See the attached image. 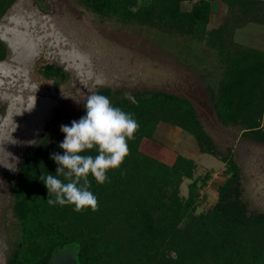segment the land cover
Wrapping results in <instances>:
<instances>
[{"label":"trees","instance_id":"obj_1","mask_svg":"<svg viewBox=\"0 0 264 264\" xmlns=\"http://www.w3.org/2000/svg\"><path fill=\"white\" fill-rule=\"evenodd\" d=\"M80 1L102 17L185 35L189 40L186 44L204 40L216 54L220 71L217 81L209 86L219 121L264 143V50L232 38L235 28L256 20L259 10L255 0H222L229 14L210 28L209 0H188L185 10L180 8L182 0ZM13 2L0 0V16ZM235 4L240 6L239 18L230 15ZM249 10L253 11L250 15L246 13ZM260 21L264 23V18ZM6 56L7 47L0 40V60ZM40 69L45 78L65 77L52 64ZM93 93L107 96L114 107L131 113L138 122L134 139L127 141L129 154L118 168L107 171L105 183L97 184L89 175V191L97 198L98 210L87 208L78 213L74 205H50L47 188L40 180L41 175L56 174L58 165L50 156L63 154L59 143L65 134L44 135L31 144L22 153L11 184L12 226L17 228V237L4 264H50L54 252L67 245L73 251L74 264H264V213L248 210L242 199L240 168L232 152L216 148L193 105L164 91L130 93L136 104L111 87ZM85 114L83 105L80 118ZM160 122L191 135L199 153L222 163L225 178L216 186V199L206 210L194 213L198 186L205 184L209 172L190 180L185 197H180L178 185L182 178L192 177V160L177 154L167 165L139 150L140 140H152ZM82 154L98 153L94 149ZM58 178L67 182L62 176Z\"/></svg>","mask_w":264,"mask_h":264},{"label":"rangeland","instance_id":"obj_2","mask_svg":"<svg viewBox=\"0 0 264 264\" xmlns=\"http://www.w3.org/2000/svg\"><path fill=\"white\" fill-rule=\"evenodd\" d=\"M209 2L207 28L229 14L222 0ZM254 2L259 10L256 20L235 28L232 38L264 50V23L260 21L264 0ZM189 5L188 0L180 2L183 10ZM232 10L230 15L239 18L240 6L235 4ZM3 35L8 40L2 39ZM13 36L15 48L10 45ZM0 40L7 47V56L0 60V264L17 237V228L12 226L11 184L22 153L44 135L62 134L61 125L78 121L87 97L102 87L118 89L122 95L164 91L187 99L216 148L232 152L248 210L264 213V143L219 121L209 86L217 81L220 71L216 54L204 40L186 44L189 40L180 33L102 17L80 0H14L0 16ZM44 64L58 66L65 77H43L40 68ZM261 125L264 128V109ZM142 141L139 150L158 163L169 165L177 154L192 160V177L182 178L178 185L180 197H185L190 180L209 172L205 184L198 186L194 213L214 203L216 186L225 178L223 165L211 155L199 153L191 135L160 122L152 140ZM70 247L56 250L50 264H74Z\"/></svg>","mask_w":264,"mask_h":264},{"label":"clouds","instance_id":"obj_3","mask_svg":"<svg viewBox=\"0 0 264 264\" xmlns=\"http://www.w3.org/2000/svg\"><path fill=\"white\" fill-rule=\"evenodd\" d=\"M126 99L136 104L138 101L130 93ZM86 114L71 125H61L64 139L59 147L63 154L52 153L50 158L58 165L56 174L40 176L47 188L50 205H74L75 212L91 208L98 210L96 196L89 191L91 175L97 184L108 180L107 171L118 168L129 154L127 141L134 139L139 129L138 122L131 113L114 107L110 99L102 94L93 93L84 103ZM97 151V155L82 153ZM64 177L63 182L58 177Z\"/></svg>","mask_w":264,"mask_h":264},{"label":"flooded vegetation","instance_id":"obj_4","mask_svg":"<svg viewBox=\"0 0 264 264\" xmlns=\"http://www.w3.org/2000/svg\"><path fill=\"white\" fill-rule=\"evenodd\" d=\"M7 31V30H6ZM5 31V32H6ZM11 33H13V32H11ZM1 38L2 39H4V40H8V39H5L6 37L3 35V36H1ZM11 40V39H10ZM16 38H15V36H13V39L11 40V43H10V45L12 46V47H14L15 48V45H17V42H16ZM19 42V41H18Z\"/></svg>","mask_w":264,"mask_h":264},{"label":"crops","instance_id":"obj_5","mask_svg":"<svg viewBox=\"0 0 264 264\" xmlns=\"http://www.w3.org/2000/svg\"><path fill=\"white\" fill-rule=\"evenodd\" d=\"M210 12H211V4H210ZM210 12H209V15H210ZM243 25H244V24H243ZM241 26H242V25H241ZM142 140H145V141L148 140V141L150 142L149 139H145V138H143V139L140 140L139 147H140L141 143L143 142ZM145 143H146V142H145ZM141 146H142V145H141ZM151 148H152V146H151L150 148H147V147H146V148H144V149H146L145 151H148V150L151 149ZM144 149H143V151H144ZM171 163H172V162H171ZM171 163H170V164H171Z\"/></svg>","mask_w":264,"mask_h":264}]
</instances>
